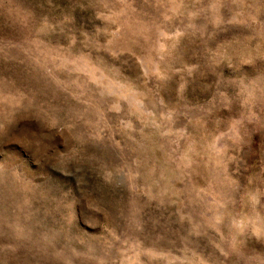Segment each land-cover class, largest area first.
<instances>
[{
    "label": "rangeland",
    "instance_id": "1",
    "mask_svg": "<svg viewBox=\"0 0 264 264\" xmlns=\"http://www.w3.org/2000/svg\"><path fill=\"white\" fill-rule=\"evenodd\" d=\"M0 264H264V0H0Z\"/></svg>",
    "mask_w": 264,
    "mask_h": 264
}]
</instances>
